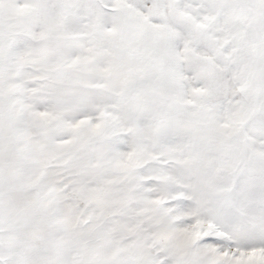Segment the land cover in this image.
Masks as SVG:
<instances>
[{"label": "snow or ice", "instance_id": "snow-or-ice-1", "mask_svg": "<svg viewBox=\"0 0 264 264\" xmlns=\"http://www.w3.org/2000/svg\"><path fill=\"white\" fill-rule=\"evenodd\" d=\"M0 264H264V0H0Z\"/></svg>", "mask_w": 264, "mask_h": 264}]
</instances>
